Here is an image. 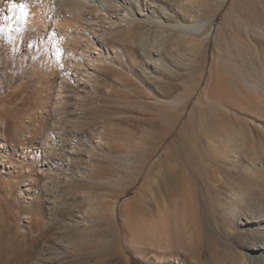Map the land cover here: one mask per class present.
Returning <instances> with one entry per match:
<instances>
[{
	"label": "rangeland",
	"instance_id": "rangeland-1",
	"mask_svg": "<svg viewBox=\"0 0 264 264\" xmlns=\"http://www.w3.org/2000/svg\"><path fill=\"white\" fill-rule=\"evenodd\" d=\"M79 1L83 10L81 18L86 20L80 24L83 40L94 41L95 33L109 38L106 49L111 52L110 57L115 55L116 60L123 63L114 67L135 82L131 89H139L141 94L149 92L138 72L152 59L161 64V83L174 88L173 99L180 98L176 104L169 105H159L162 101L156 100L153 94L141 97L134 92L109 99L108 87L112 82L106 80L111 81V78L105 77L103 67H97L91 69L93 75L89 82L81 85L91 94H80L82 88L78 90L71 84L65 94L69 104L59 107L56 104L58 59L53 62V50L48 46L59 37L52 32L47 18L61 15L70 0H45L43 4L30 0H0V29H3L0 31V224H5L4 237L11 240L9 230H12L25 234L29 243L32 238H38L35 258L26 264H238L237 249L243 245L238 247L240 239L229 233L224 216L227 204L231 192L237 190L250 196L253 205L263 203L264 172L258 169L247 172L244 162L235 166L226 163L218 151L208 146L205 138L218 140L219 135L223 138L231 132V145L235 146L243 138L244 154L249 160L264 165V95L255 88L264 89V0H228L221 7L211 30L205 67L201 54L200 57L196 53L189 55V51L184 53L170 47L173 35H183L175 28L178 22L185 24L184 19L187 20L178 15V6L171 0ZM12 3L16 8L11 7ZM38 16L41 21L35 24ZM174 18L177 23L171 21ZM59 23L64 21L59 20ZM137 23L163 33L166 42L163 38L158 41L152 34L147 38V45L142 41L147 49L139 42L132 44L137 52L126 61L127 45L122 41L116 43L114 35ZM66 39L72 46L71 36ZM106 49H102L105 54ZM126 65L132 69L131 73ZM96 78L103 85L95 82ZM49 86H52L50 90ZM39 88L42 91L34 93ZM75 102L87 104L83 111L85 116L90 115L92 106L105 105L113 109V113L106 116L124 124L121 127L125 129L129 126L124 122L131 120L141 124L142 130L143 127L158 130L165 116L172 129L174 116L181 112V122H187L192 129L190 132L195 131L191 133L195 143L202 144V148L195 144L200 170L191 166L188 153L177 142L175 150L181 155L173 181L179 184L180 190L167 196L169 184L162 177L156 178V182H145L141 165L135 166L124 152L106 155L98 149L100 140L89 130L71 132L67 112ZM202 122L209 126L212 122L211 127H214L208 129L206 137L207 132L191 127ZM216 128L217 132H213ZM141 135H137L136 145ZM177 135L178 131L172 139ZM71 139L86 155L75 159L73 167H67L65 172L54 170L52 166L61 162L57 159L68 157L66 140ZM120 139L123 145L128 140L125 136ZM92 165H96V172L89 170ZM123 179L131 180V185L126 188L113 184ZM45 185L52 190H48V197L41 199ZM89 195L111 203L119 228L123 224L125 231L121 230L118 244L113 245L101 242L100 227L94 228L89 236L90 240L100 242L98 247L75 252L66 239L68 235L75 233L78 223L93 220L95 222L90 223L93 225L99 221L95 213L97 207L89 202ZM45 198L55 202L51 226L44 209ZM35 208H42L44 213L45 222L39 226L33 224ZM100 214L103 219L104 213ZM28 215L33 216L30 224L25 219ZM246 231L251 229L248 227ZM48 235H52L51 245L47 242Z\"/></svg>",
	"mask_w": 264,
	"mask_h": 264
},
{
	"label": "bare ground",
	"instance_id": "bare-ground-1",
	"mask_svg": "<svg viewBox=\"0 0 264 264\" xmlns=\"http://www.w3.org/2000/svg\"><path fill=\"white\" fill-rule=\"evenodd\" d=\"M33 1H38V3L40 4H43L45 2V0H30V2ZM171 1L178 6V15L187 17V20L184 19L185 24H181L180 22H178V26L175 28L178 29L179 32H181V34L183 35H173L170 38V47L180 49L184 53L185 51H189L192 53H189V55H194L195 53L196 55L199 54V57L202 55V66L205 67V64L208 61L206 53L208 54V48L211 43L210 34L212 27L214 26L215 16L228 0ZM66 9L67 10L64 11L61 15L58 14L49 16L47 18V24L52 27V32L57 33V36L59 37L58 40L50 41L48 45L53 50V62L58 59L57 70L59 71L60 76H57V81H59V89L57 90L56 104L59 107H64L66 106V104H69V100L67 99V96H65V94L68 93L67 89L69 88V86H71L72 84L76 86L78 90H81V85L83 86L84 83H88L91 76L93 75L91 73V69H95L97 67H103L102 69L106 71L105 77L108 79L111 78V81L106 80V82H112V86L108 87L111 90V93L108 97L109 99L115 98L116 95L119 94H129L128 92H134V94L141 97H148L153 94L156 100L160 99L159 101H162L158 102L159 105H169L173 103L176 104L175 102L178 101L180 97L178 96L177 98L173 99L172 95L174 92V88H172L170 85L164 86V84L166 83H161V75L163 73V70L159 68L161 64H158L157 60L152 62V59H149V61H146L144 63V66H147H142V70L138 72L140 81L146 85L149 92L144 91L143 94H141L139 93L141 92V90L137 89V92L131 89L136 85L135 82L126 75L121 74L116 69V67H114L116 66V64L120 63L116 60L115 55L114 57H110L111 52L109 51V49H106V42H110L108 41L109 38H107V36H105L104 34L97 35L98 33H95L96 35H92L93 37H95L94 41L90 38L86 41L83 40L80 24H83L82 21L86 20L81 18V13L83 10L80 1L70 0V2L66 5ZM59 20H63L64 23H59ZM39 21H41V16L37 17V19L35 20V24H37ZM171 21L177 23V18L171 19ZM152 34L154 35V37H157L158 41H160V38H163L164 42H166L167 37H165L163 33L155 30L154 28L139 23L133 25L132 27H128L124 32L118 34L115 33L114 41L116 43L120 41L126 43L127 46L125 58L127 61L128 58H133L132 55L136 54L137 52L132 47V44H136L137 42H139L144 48H146L144 44H148L147 38ZM67 36H71L72 46L70 42L67 41ZM142 41L144 44L142 43ZM164 47H167V44H165ZM103 48L106 49V54L102 50ZM110 48L112 49L113 47ZM120 65H123V63ZM126 67L129 69L128 65H126ZM129 72L131 73L132 69H129ZM112 78H115L117 82ZM95 82H97L100 86L103 85V82H100V80H97V78L95 79ZM118 85H120L121 88H118ZM50 87L52 88V86L48 87L49 90L51 89ZM48 88H46V90ZM255 88L257 90H260L262 92V95H264V89L259 86H255ZM86 90L87 89L84 86L82 88V91H79V93H86L89 96L91 94V91ZM41 91L42 89L39 88L36 89L34 93H40ZM86 105H79L77 102L72 103L71 109L67 112V115L70 118L71 132L79 133L80 129H83V131L89 130L93 136H96L97 140H100V143H97L98 149L105 151L106 155L124 152V155L128 159L133 161L135 166L136 164L141 165V175L144 174L143 178L145 182H156V178L159 179L160 177H162L165 182L169 184L167 196L173 195L180 190L179 184L173 181V179H175L174 170L176 168V162L178 161V156L181 155V153L178 154L175 150V145L177 142H180L183 145L182 147L185 148V151L188 153V159L191 166L196 170H200L198 163V159H200V157H198L197 155L198 148L195 146V144L197 145L198 141L197 143H195L196 139L194 140L191 134L195 131L190 132L192 131V129L186 124L187 122H181V118L183 115L181 112L174 116L172 122L174 124H172V129H170L171 125L166 122V116L163 118L164 121H162V125H160V129L158 130H153L149 127L147 129L143 127L144 130H142L141 124L137 125L138 123H133L131 120L124 122L129 126V129H125L124 127H121L124 126V124L119 123V121L106 116L111 115L113 113V109H109L105 105H96L90 107V115L85 116L83 114V111L86 108ZM150 106L152 107V104H150ZM59 107H57L56 109H59ZM193 115L194 114H192L191 117ZM194 118L192 120L196 119ZM189 120H191L190 117ZM211 123L209 122L210 126L207 122H202V124H198L197 126L193 124V126L191 127H193L194 130L197 129V131L199 130L202 132H207L210 130L211 125H213ZM226 125L224 124L225 127ZM224 126L221 125V129ZM213 128L214 127H211L212 130ZM217 128L214 129L213 132H217ZM227 128H224L225 130H227L224 131L228 133L229 131ZM177 131L178 137L172 139L173 134ZM213 132L211 133V135H213ZM139 133H141L142 135L139 139V144L136 145L135 140ZM218 133L220 132L218 131ZM207 134L208 132L206 133L205 137L207 136ZM123 136L128 138L124 145L120 141V138ZM220 136L221 135H219V141L216 138L209 139V137H207L205 139H208L207 142L210 148L216 150V153L218 151L217 154L221 155L222 160L224 159L226 163H230L234 166L241 162H244L247 172H252L254 171V169H258L264 172V165L258 164L256 161H253V159L252 161L249 160L248 156L244 154L246 143L243 138L240 139L235 146H232L231 142L233 141V136L231 132L226 135L228 137L222 136L223 138H220ZM213 137H215V135H213ZM200 139L201 138L199 137V140ZM103 141H108V143L106 142L105 144H103ZM66 144L69 147V149L67 150L68 157L65 159H57L59 161L61 160V162H57L55 163V166H52L54 170L65 172L67 171V167H73L75 159L82 158L86 155V153L81 148L74 145L73 139L66 140ZM199 146L202 148L201 143ZM96 168V165H92L89 170H94V172H96ZM146 170L148 171L146 172ZM113 184H122L127 188L131 185V180H115ZM13 188L15 189V185L12 187V189ZM48 190L50 191L52 190V188H49L47 185H45L43 190L41 191V199H43L44 197H48ZM164 197L166 196L164 195ZM88 198H90L89 202L93 206L97 207L95 213L98 215L99 221H101H98L99 223L97 222L93 225H90V223L95 222L93 220H85L83 223H78L75 233H73L72 235H68L69 238H66L67 241L70 242V246H72L71 249H73L75 252L93 250L98 247L100 242H97L98 240H90L91 237L89 236L90 231L94 228L100 227L98 238H100L101 242H111L114 243L113 245L118 244L119 233H121V230L125 231V226L123 224L121 228H119L115 208L111 203L100 199L98 196L89 195ZM45 200L47 201V206L44 209H46L48 212V219L50 218L51 220L49 226H51L54 224V220L51 219V213H53L55 202L54 199L51 198H45ZM251 201V197L245 195L240 190L231 192L230 200L227 204V209L225 212L226 214L224 215L227 227L230 231L229 233H231L232 235H237V237L240 239V244L238 247H241V245H243V247H241L240 249L238 248L240 250L239 253L237 249L238 264H264V201L263 203H259V205L258 203L257 205H255V200L253 201L255 202L254 205L251 203ZM131 203L132 202H129V204ZM250 204H252V207ZM249 207H251V209L253 210H250ZM35 209L37 213H32L35 218L28 215V217H25L26 223L30 224L33 217V224H35V226H39L41 222H43L44 224L45 221L42 208ZM100 213H104L105 216L103 219ZM41 219H43V221H41ZM101 222L103 223L101 224ZM248 227L249 229H251V231H246V228ZM3 229L5 230V224L1 223L0 264H26L27 261H30L32 257L35 258L38 246L37 237L32 238L31 243H29V241H26L25 234H20L17 231L14 232L12 230H9L12 235V239L9 240L8 238L7 241V239L4 237ZM244 231H246L245 236H243ZM243 239L244 242H242ZM47 242L49 243V245L53 243L52 235L47 236ZM229 249L231 248L229 247ZM50 251L52 253L51 249Z\"/></svg>",
	"mask_w": 264,
	"mask_h": 264
},
{
	"label": "snow or ice",
	"instance_id": "snow-or-ice-1",
	"mask_svg": "<svg viewBox=\"0 0 264 264\" xmlns=\"http://www.w3.org/2000/svg\"><path fill=\"white\" fill-rule=\"evenodd\" d=\"M11 7H12V8H16V4H15V3H12ZM20 7H21V9H23V5H21ZM2 30H3V29H0V31H2Z\"/></svg>",
	"mask_w": 264,
	"mask_h": 264
}]
</instances>
